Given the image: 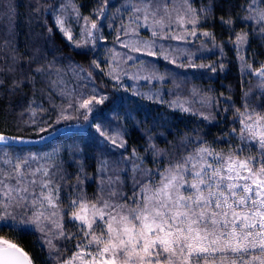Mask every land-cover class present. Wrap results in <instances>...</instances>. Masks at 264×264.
I'll return each mask as SVG.
<instances>
[{
  "label": "snow or ice",
  "instance_id": "snow-or-ice-1",
  "mask_svg": "<svg viewBox=\"0 0 264 264\" xmlns=\"http://www.w3.org/2000/svg\"><path fill=\"white\" fill-rule=\"evenodd\" d=\"M107 5L108 0H103L98 9L104 18H107ZM259 5H264V0H248L243 19L254 21L257 25L254 31L264 38V7ZM3 7L0 21L7 23L0 36V106L5 101L11 105L14 97L23 100L29 92L34 95L37 78L49 76L54 67L53 61L42 63L46 59V40L26 43L21 50L15 0H5ZM60 7L67 10L68 3ZM124 9L130 11L129 19L137 28H151L155 37L186 39L184 35L170 34L173 25L189 36H197L201 22L211 17L214 3L194 8L192 0H128ZM33 11H42L39 0ZM220 19L222 24L232 23L231 17ZM84 20L81 35L85 43L78 46H87L89 41L94 45L99 39L95 33L101 26L96 22L88 26V18ZM56 27L69 41L74 39L59 16ZM121 30L128 34L123 23ZM52 31L47 28L49 36ZM132 31L135 33V29ZM200 34L212 36L206 31ZM40 36L43 38V34ZM236 42L247 43V34L238 35ZM152 45L122 44L131 51L139 52L143 48L148 56L163 55L165 60L176 63L163 54V46L153 51ZM239 59L248 74L258 79L259 102L253 103L250 93H245L241 107L230 105L234 111L233 127L211 144L199 134L195 139L185 137L180 141L178 155L150 144L155 168H146L144 157L136 149L129 156L119 152L117 159H108L118 149L127 151V142L123 133L111 134L101 125H95L96 132L109 147L97 159V173L102 178L91 197L83 188L89 179L83 162L78 165L75 184H71L73 177L66 176L62 164L55 163V154L9 152L10 141L24 143L25 137L0 131V264H37L39 258L26 251L16 235L28 230L39 233L37 243L41 254L48 257L46 264H264V63L253 68L243 56ZM178 66L206 67L191 60ZM207 67L216 71L215 66ZM154 75L153 72L143 79H152ZM49 83L55 86L54 81ZM192 94L198 93L194 89ZM106 99L93 94L78 107L71 102L68 106L75 112L83 109L80 114L87 121L93 106ZM154 102L192 112L179 99ZM33 104L34 100L28 101L27 110L32 112L31 122L35 124ZM213 106L218 107V102ZM66 111L59 109L57 123L72 119L65 115ZM223 111L226 113L229 108ZM192 114L209 122L216 119L213 113ZM47 131V128L39 129V132ZM220 141L227 147L214 146ZM161 156L165 159L160 160ZM129 162L131 169L121 167ZM110 170L116 173V178L108 176L105 182L103 176ZM125 171L132 173L127 192L119 176ZM69 225L75 231H70ZM5 230H9V235L3 234Z\"/></svg>",
  "mask_w": 264,
  "mask_h": 264
},
{
  "label": "trees",
  "instance_id": "trees-1",
  "mask_svg": "<svg viewBox=\"0 0 264 264\" xmlns=\"http://www.w3.org/2000/svg\"><path fill=\"white\" fill-rule=\"evenodd\" d=\"M39 1L42 11L38 13L33 11L37 6V0H15L16 32L21 50L26 43L31 45L38 35L43 34V38L41 36L39 38L40 43L46 40V59L42 63L53 61L54 67L49 76L37 78L34 95L29 92L23 100L19 96L14 97L11 98L13 101L11 105L5 101L0 106V131L9 136L25 137L24 143L10 141L12 147L7 149L9 152L34 153L40 156L55 154V163L62 164L66 176L73 177L69 181L71 184H75L78 165L83 162L89 177L83 188L89 197L96 194L97 184L102 178L97 173L99 167L97 159L100 153L109 147L108 142L96 132L95 125H101L111 134L123 133V138L127 142V151L118 149L107 156L108 159H117L119 152L129 156L132 150L136 149L145 159L144 167L155 168L149 150L150 144L161 150L175 152L177 155L180 152V141L185 137L195 139L199 134L211 144L233 127L234 111L230 105H234L235 108L241 107L245 93H250L249 99L253 103L259 102L258 79L248 74L239 59V56H243L253 68H258L264 63V38L254 31L257 27L254 21L243 19L248 0H192L194 8L214 3V11L206 22H201L197 36H189L173 25L170 34L184 35L186 39H160L152 35L151 28L143 26L137 28L136 23L129 19L130 11L124 9L128 0H108L105 7L107 18L98 12L103 0H71L70 3L69 0ZM65 3L71 4L72 17L74 12H80L81 17L90 18L93 20L91 22L101 26L96 32L99 39L94 45L89 41L87 46H78L85 43L83 39L78 41L79 30L75 29L72 32L76 36L73 40L76 41H69L57 29L56 17L63 16L65 10H61L60 6ZM221 17L224 19L231 17L232 23L222 24ZM80 21H76L74 27L77 28ZM6 23L5 21L0 26L2 30L0 36L4 33ZM122 23L128 31L127 35L121 30ZM140 23L143 24V21ZM47 28L53 29L50 36ZM133 29L144 43L152 45V41H155L152 45L153 51H159L163 46V54L175 59L176 63L165 60L163 55L148 56L143 48L135 52L123 47L122 44L126 42ZM205 31L212 36L200 34ZM240 34H247V43L237 44L236 37ZM237 47L240 49L239 53ZM116 54L126 58L128 73L125 75L114 71ZM189 60L197 65L204 64L206 67L178 66L181 63L187 65ZM141 61L144 63L141 64ZM207 66H215L216 71H211ZM153 72L154 78L143 79L144 76H151ZM50 81L55 82L54 87L50 85ZM194 89L198 93L195 96L192 94ZM85 91L95 94L97 98L107 97L102 104L93 106V111L88 113L87 121L80 114L83 109L75 112L68 106L71 102L78 107L83 99L91 98L92 95L81 94ZM226 97L231 99L226 101ZM160 99L164 101L179 99L185 107H190L192 112L203 115L213 113L216 119L209 122L202 119V116L193 115L192 112H181L169 108L166 103L154 102ZM31 100L35 101L32 105L36 110L35 124L31 122L32 112L27 110L28 101ZM217 102L218 107H214ZM60 108L67 109L65 115L72 119H61L57 123ZM225 108H229L226 113L223 111ZM85 122L86 126L82 128H68L71 124ZM40 128H47L48 131L39 132ZM49 132H53L54 135L41 139ZM174 145L177 146L175 149ZM214 146L227 147L222 141ZM191 147L192 145H189L188 150H191ZM159 159L164 160L165 157L161 156ZM121 167L131 169L132 165L129 162L126 165L122 164ZM131 175L130 171L119 173L120 179L125 183V190ZM108 176L115 179L116 173L110 170L103 179ZM69 230L75 231V228L69 225ZM3 234L9 235V230H5ZM16 235L25 250L39 258L37 264H46L48 257L41 254L40 245L37 243L38 233L33 234L28 230L17 232Z\"/></svg>",
  "mask_w": 264,
  "mask_h": 264
},
{
  "label": "rangeland",
  "instance_id": "rangeland-1",
  "mask_svg": "<svg viewBox=\"0 0 264 264\" xmlns=\"http://www.w3.org/2000/svg\"><path fill=\"white\" fill-rule=\"evenodd\" d=\"M4 3H5V0H3V1L1 0L0 1V13H3L5 11V9L3 7ZM39 3H40V1H39ZM70 8H71V4L68 5V8H67V10H65V12H64L63 16L61 17V19H64L65 20V26L71 32H73V30H75V29L76 30H79L78 36H77L79 42L81 41V39H83L85 41V38L81 35V31L85 27V20H84L83 17H81L80 12H78L79 13V17H80L79 20H81L80 21V25L77 28H76V26L74 27L75 22L78 21V19H77L78 13L74 12L75 14L72 17L71 12H70ZM91 21H93V20L90 19V18H88V26H90V24L92 23ZM4 22L5 21H0V23H1L0 26L2 24H4ZM1 32H2V30H0V35H1ZM95 35H96V33H95ZM73 37L75 38L76 36L73 34ZM39 38H40V35H38V37H36L35 41H38ZM72 41H76V39L75 40H72ZM126 42L129 43V44H131L133 42H137L138 45L141 46V47L144 44L143 39L140 38L136 33H133L132 30L130 31L129 35L127 36ZM125 61H126V58H124L120 54H116L114 56V71L116 73L122 74V75H125L126 73H128V66L125 65ZM67 87L69 88V84L67 85ZM73 91L74 90H72V92ZM81 94L82 95H89V96L93 95L92 93L86 92V91L85 92H82ZM84 126H86V122L83 123V124H76V123H74V124H71L68 128H72V127L73 128H82ZM61 130H65V128H61ZM53 135H54L53 132H49V133L45 134L44 136H42L41 139H47V138H49V137H51ZM26 141H32V139H29V140L26 139ZM107 179L108 178H104V181L106 182ZM130 185H131V178L129 179V185H128L127 189L125 190L126 192L130 190Z\"/></svg>",
  "mask_w": 264,
  "mask_h": 264
}]
</instances>
